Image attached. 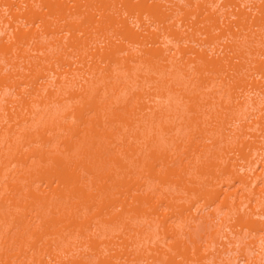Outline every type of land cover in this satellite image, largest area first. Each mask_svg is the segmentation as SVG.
<instances>
[{"label": "rangeland", "instance_id": "rangeland-1", "mask_svg": "<svg viewBox=\"0 0 264 264\" xmlns=\"http://www.w3.org/2000/svg\"><path fill=\"white\" fill-rule=\"evenodd\" d=\"M0 264H264V0H0Z\"/></svg>", "mask_w": 264, "mask_h": 264}]
</instances>
